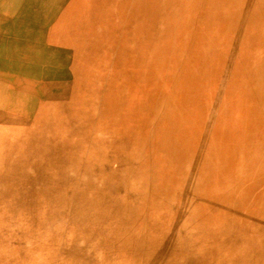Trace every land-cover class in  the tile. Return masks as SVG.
<instances>
[{"label":"rangeland","instance_id":"1","mask_svg":"<svg viewBox=\"0 0 264 264\" xmlns=\"http://www.w3.org/2000/svg\"><path fill=\"white\" fill-rule=\"evenodd\" d=\"M258 235L264 0H0V264H240Z\"/></svg>","mask_w":264,"mask_h":264},{"label":"bare ground","instance_id":"2","mask_svg":"<svg viewBox=\"0 0 264 264\" xmlns=\"http://www.w3.org/2000/svg\"><path fill=\"white\" fill-rule=\"evenodd\" d=\"M163 118L165 119V121H166V118L164 117V115H163ZM171 126H168L166 129H169ZM165 128V127H164ZM182 131H183V129H181V128H177L176 127V135H180L181 136V138L185 141V143H187L188 145H190L191 143H192V141L194 140V138L196 137V135H195V137H194V134L191 132V133H189V132H186V133H182ZM160 133V132H159ZM161 134V133H160ZM197 134V133H196ZM172 137H173V135L172 134H170L169 132H166V135L164 134L163 136H162V134L161 135H159V140H161V139H165V140H168V141H170L171 139H172ZM132 139H128L127 141H126V143H125V146L124 147H129V142L131 141ZM159 142V141H158ZM187 146V145H186ZM144 148H146V150L148 151V154H150V149L148 148V146H147V144L143 147L142 145L138 148V149H136V150H139L140 152L144 149ZM190 149H184V151H186L187 153H188V155L186 156V158H188V156L189 155H191V153H190V151H189ZM182 152V151H181ZM138 154V153H137ZM179 154H184V152H182V153H179ZM134 158H135V156H134ZM201 159H203V158H201ZM256 200H258V199H256ZM250 206L252 207L253 206V204L251 203L250 204ZM255 247H256V249H255V252H256V254H257V258H252V257H250V256H246V255H244V254H242L243 256V259H241V262H240V264H264L263 262L264 261H262V260H260V259H258V258H260V256L262 255L263 257H264V237L263 236H261V235H258V236H256V238H255ZM245 256V257H244ZM250 257V258H249Z\"/></svg>","mask_w":264,"mask_h":264}]
</instances>
